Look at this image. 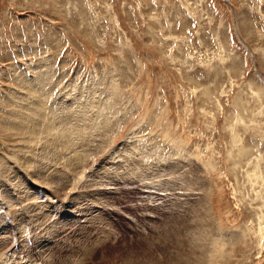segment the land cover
Instances as JSON below:
<instances>
[{
    "label": "rangeland",
    "instance_id": "rangeland-1",
    "mask_svg": "<svg viewBox=\"0 0 264 264\" xmlns=\"http://www.w3.org/2000/svg\"><path fill=\"white\" fill-rule=\"evenodd\" d=\"M30 90L87 108L56 156L0 117V254L264 264V0H0V116Z\"/></svg>",
    "mask_w": 264,
    "mask_h": 264
},
{
    "label": "bare ground",
    "instance_id": "bare-ground-1",
    "mask_svg": "<svg viewBox=\"0 0 264 264\" xmlns=\"http://www.w3.org/2000/svg\"><path fill=\"white\" fill-rule=\"evenodd\" d=\"M34 84H35V82H34ZM32 87H35V85H33ZM40 88L41 87H39V89ZM43 94L44 93L32 92L30 90V94L27 98L29 101V105H25V106L24 105L20 106L19 104L16 105L17 108L19 106L18 109H20V110L16 111L17 112L16 115L18 117L17 124L12 125L9 122V120L7 119L9 117L8 115H7V118H3L2 116H0V117L2 118L1 121L5 122V125H8L6 127L7 129H10V128H11V130H13V128H16L18 130L25 129V132L27 130H29V132L38 133L40 138H41V132H43V129H45L47 132H49V136H48L49 137V148H46L45 145L43 144L41 146V151L44 150L45 155L47 153H53L56 156L59 153V150L65 149L66 145L69 143V142H67V144H64L63 142H61L59 140L62 133H60V130L58 131V124L63 122L66 119H70L71 117H73L75 112H81L79 109H80V107L82 108L84 105H83V102L80 103L78 98H76V100L74 101L73 98H75V96L72 98L73 101H71L70 99H66L67 97L65 98V101H63V99L59 98L58 96H56V98H54L53 100H50L51 96L46 95V93L44 96L49 97V102H46L45 99L43 102V97H42ZM54 97H55V95H54ZM22 106L24 107V110L26 111V113L24 111L25 114L23 113V111L21 109V108H23ZM84 108H87V107L84 106ZM23 121H27V123H23ZM61 125H62V123H61ZM103 125H107V124H103ZM21 133H23V132H21ZM38 143L41 144V141H38ZM77 153L78 152L76 150L75 155ZM74 157H75L76 161H78V162L80 161V158H77V156H74ZM63 160H64V158H62L60 160V162H58V163L61 164L63 162ZM71 162H73L72 159H71ZM1 172L5 176H10L12 178L15 177L14 174H10L11 169H9V168H3L1 170ZM7 182H8V180H6L5 182H2L6 186L1 187L0 189H7V185H8ZM18 188H19V185H17L15 187L16 192L18 194H23V196H25L26 191L25 190L21 191ZM8 195H9L8 191H5V190L0 191V203L2 202L1 200H3V199L6 200L4 202H7ZM33 200H35V201L38 200L37 196H34ZM2 204H3V202H2ZM19 204L22 205V203H19ZM3 208L5 209V207H3ZM27 208H31L30 210L34 209V207L32 205H29ZM47 208L48 207H46V211H47ZM7 209L6 210L11 212V213H15V211L18 210V209H9V208H7ZM46 219L47 218H46V215L44 213V215L41 217V221L45 222ZM41 221H40V223H41ZM20 222H22L20 219H17V221H15L18 228H19ZM2 225H3V223H1V226ZM2 241H0V242H2ZM89 252L87 254H85V257H86V255L89 254ZM10 257L11 256H9L8 254L6 255V253L0 254V264H36L35 260H34L35 258H31L28 256L22 258L21 256L15 254L12 258H10ZM77 264H79V262H77Z\"/></svg>",
    "mask_w": 264,
    "mask_h": 264
}]
</instances>
